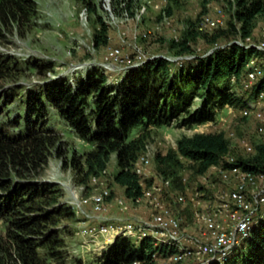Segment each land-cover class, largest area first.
Instances as JSON below:
<instances>
[{"label":"trees","instance_id":"16d2710c","mask_svg":"<svg viewBox=\"0 0 264 264\" xmlns=\"http://www.w3.org/2000/svg\"><path fill=\"white\" fill-rule=\"evenodd\" d=\"M83 1L91 11V3ZM230 5L224 27L211 33L189 28L172 44L179 57L191 55V43L199 33L209 44L223 41L224 46L203 57L147 60L125 71L116 83H109L106 73L94 68L76 84L57 78L28 86L18 82L23 72L19 62L0 54V81H13L9 86L0 83V118H4L0 121V228L4 231V235L0 233V264H64V243L56 226L61 218H72L74 211L58 201L53 184L34 178L48 163L52 147L60 142L59 135L48 127L50 111L91 146L80 155L71 154L68 160L80 175V183L86 184L90 176L104 171L115 154L117 171L112 179L123 188L125 197L135 199L141 195V187L132 168L151 129L173 123L192 128L214 121L217 109L225 104L240 107L247 103L246 95L232 90L229 77L236 76L255 51L230 41L250 35L253 18L264 13V0H235ZM36 12L37 0H0V40L4 30L29 25ZM99 20L93 41L105 45L107 27ZM36 68L38 76L45 75L47 67ZM196 97L199 104L192 108ZM13 104L17 113L11 116ZM134 128L137 133L130 137ZM227 154L229 140L224 132H195L182 135L175 151L158 154L156 159L159 173L177 177V168L182 166L179 156L191 160L190 167L200 174ZM236 159L242 168L264 173V143L255 145L253 155ZM152 249L149 239L135 244L119 236L95 264H157L151 258ZM225 264H264V218Z\"/></svg>","mask_w":264,"mask_h":264},{"label":"rangeland","instance_id":"374dc122","mask_svg":"<svg viewBox=\"0 0 264 264\" xmlns=\"http://www.w3.org/2000/svg\"><path fill=\"white\" fill-rule=\"evenodd\" d=\"M91 3L92 10L89 11L83 0H37V12L29 25L16 26L12 30H4V38L0 40V54H8L19 62V83L31 86L33 84L49 79H65L69 83L83 78L90 69H102L109 83L119 82L125 72L122 70L123 63L114 65L105 60L108 48L123 45L122 55L136 54L143 59L161 57L171 61L180 58L176 54L172 44L189 29H197L202 33H211L205 23L201 24L204 17L219 18L226 25L230 18L232 6L230 2L235 0H86ZM230 1V2H229ZM168 10L170 14H168ZM101 19L107 27V42L105 45H95L94 33L99 28ZM200 24L203 28L200 30ZM264 25V13L257 15L252 20L250 37L257 41L260 38V26ZM222 26V27H224ZM220 42L217 47L224 46ZM215 44H209L198 34L191 43V57H203L215 48ZM190 56L182 57L183 59ZM149 58L147 60H150ZM147 60H144L146 62ZM143 62V63H144ZM142 63V64H143ZM35 64V65H32ZM43 65L46 68L45 75L38 76L37 68ZM136 68V67H135ZM133 69V68H130ZM244 66L237 77H241ZM43 70L40 69V71ZM17 70L16 73H19ZM127 71V70H126ZM13 81H0L9 86ZM239 94L247 95L240 88L236 89ZM199 99L196 97L192 108H196ZM11 116L16 115L14 104L11 105ZM226 109H217V118L225 117ZM48 127L52 128L58 135V145L52 147L51 157L41 171L34 176L41 183H50L58 190V201L66 206L72 196H88L96 193L98 185L93 184L90 176L86 184L80 183V175L68 163L71 154L80 155L91 148L90 144L77 138L71 129L59 119L53 111L48 117ZM4 118H0V121ZM234 136L229 140V154L237 158L247 157L252 154H244L238 145L240 138H246L253 145L264 143V139L256 133V120L252 117L232 118L230 120ZM195 132H213L209 127H179L176 123L169 126H161L151 129L150 136L146 139L149 150V171L155 180L170 179L172 190L179 189L178 175L183 172L187 175L189 182H196L200 186L208 187V192H215L217 185L216 177L202 180V176L195 173L190 167L188 160L179 156L182 166L177 168L175 175L165 176L159 173L161 170L156 156L165 155L169 151H175L176 141L182 135H192ZM223 132V130H222ZM137 133V128L132 129L130 137ZM255 152V151H254ZM171 166V165H170ZM172 167H175L172 165ZM103 176L111 192L108 201V216L118 212L116 197H125L123 188L116 184L112 177L117 171L116 156L112 154ZM149 182V181H147ZM130 206V213L145 219L150 211L149 204L142 200L132 202L125 197ZM172 204H177L172 200ZM72 209V207H71ZM73 210V209H72ZM74 211V210H73ZM84 218L74 212L72 218H61L56 226L59 236L62 238V257L64 264H95L99 256L93 250H85L81 247L82 238L78 230L82 227ZM4 235V231H1ZM83 255L82 257H80Z\"/></svg>","mask_w":264,"mask_h":264},{"label":"built area","instance_id":"2783aa9c","mask_svg":"<svg viewBox=\"0 0 264 264\" xmlns=\"http://www.w3.org/2000/svg\"><path fill=\"white\" fill-rule=\"evenodd\" d=\"M203 23L209 30L224 26L219 18L209 16L203 18ZM201 24L200 30L203 28ZM230 43L255 51L247 57L241 77L234 74L229 77L233 91L241 95L236 90L240 88L248 93L245 96L247 103L240 107L225 104V117H216L214 121L197 127L223 130L225 136L230 138L234 136L230 120L252 116L256 120L257 135L264 139V83L254 95H250L256 85L264 81V25L260 26V38L257 41L247 36ZM122 46L108 48L104 59L114 65L123 63L124 71L138 67L144 60L151 58L143 59L138 53L124 56ZM238 145L244 154L255 151V145L246 138H240ZM148 152L146 146L132 168L138 177L141 195L135 199L126 197L132 202L145 200L149 204L150 211L145 219L130 213L125 197H116L118 212L113 216L107 215L111 192L103 177L106 170L91 178L93 184L99 186L96 193L71 197L69 203L75 214L84 218L78 230L82 238L81 247L87 251H97L100 255L119 236L135 244L149 239L153 246L151 258L157 264L227 263L264 218V173L242 168L234 155L227 154L219 163L199 174L202 180L216 177L217 185L213 194L208 192V187L189 182L183 172L177 179L179 189L172 190L170 179L160 177L158 181L150 173ZM188 162L191 163V160ZM172 200L177 206L172 204ZM130 264H139V261Z\"/></svg>","mask_w":264,"mask_h":264}]
</instances>
